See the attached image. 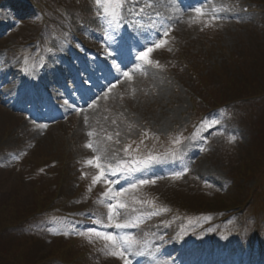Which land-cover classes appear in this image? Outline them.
Segmentation results:
<instances>
[{"label":"rangeland","instance_id":"obj_1","mask_svg":"<svg viewBox=\"0 0 264 264\" xmlns=\"http://www.w3.org/2000/svg\"><path fill=\"white\" fill-rule=\"evenodd\" d=\"M27 1L0 0V9L7 12V25L0 27V160H3L0 188L8 192V201L3 203L7 208L0 209V223L38 212V206L48 204L51 201L48 195L54 193L61 197L60 204L64 201L69 204L71 198L80 197L79 207L88 206L86 202L90 201V194H94L95 201L99 202H90L89 208L105 214L104 218L108 215V203H120L117 197L128 206L134 200L139 202L144 196L154 194L177 206L183 214L192 216L190 231H198L207 239L218 224L212 221L218 218L214 213L217 210L212 208L220 202L228 204L231 198L245 196L246 191L251 190L255 195L248 198L246 204L252 205L253 214L264 230L261 207L264 199L257 196L256 181H236L241 164L257 138V128L248 127L233 106L228 111L222 110L228 102L238 100L235 95L241 82L263 79L257 86L264 87V72L260 70L264 66L263 0H194L195 5H189L184 13L176 7V11H167L169 14L158 11L160 7L171 8L172 3L166 0H119V3L101 0L100 6L96 0H72L73 5L70 0H48V4L67 8L60 14L53 9L50 13L41 12L45 20L39 18L40 12L30 4L31 0ZM196 8H201L204 15H197ZM164 12L165 18L162 17ZM165 30L169 33L166 37L163 36ZM160 39L167 43L155 48L154 44ZM129 40L136 43L134 49ZM23 47L34 56L43 53L44 62L37 71L44 76L42 84L45 77L53 78L55 70L62 75L66 71L75 73L81 60L96 74L94 63L104 62L114 80L97 91L85 107H69L53 123L37 121L38 125L30 114L13 109L14 95L9 94L17 89V82L8 79L10 72L20 65L18 60L11 64L7 61ZM149 47L153 51L148 60L139 59L140 52ZM122 50L128 51L135 63L130 68L128 63L132 59L123 54L120 58L127 64V70L119 72L122 64L114 59ZM124 72H128L131 79L125 77ZM37 78L39 81V76ZM247 89L252 88L246 86L243 93L250 95L252 92ZM21 92L19 90L15 96H22ZM254 102L252 99L245 102L248 111L241 108L246 117L262 114L263 106ZM201 114L204 116L200 119ZM89 132L93 133L91 137ZM143 132L159 142L162 139L160 144L165 147L155 164L142 173L141 180L155 183L137 184L136 188L130 187V183L123 186L122 177L127 173H121L116 178L106 177L120 183L119 188H115L114 183L106 184L104 179L93 184V177L98 176L101 169L86 162L94 160L101 165L115 166L120 161L125 162L134 150L146 157L147 153L141 150L143 145L133 147L135 142L142 144V137L148 135ZM176 134L179 144L175 142L179 139ZM89 142L91 148L86 147ZM155 148L160 149V146ZM36 168L40 178L29 179ZM184 169L188 171L183 176L173 178L174 173ZM230 173L237 176L231 178ZM122 189L127 191L122 192ZM110 190V194L119 192L120 195L108 200L105 193ZM13 208L17 213L1 218L3 211ZM230 214L234 217L228 219V229L241 220L237 213ZM126 218L114 216V223ZM256 229L262 232L257 226ZM140 233L142 230L138 236L132 235L138 242L139 236L142 237ZM168 234H176V230ZM160 235L141 241L144 255H130L131 264H149L151 255L148 253L152 251L148 248L158 247L165 252L169 240L160 239ZM260 236L254 235L247 243L238 240L235 245L231 240L220 241L219 237L213 243H204V247L197 242L186 248L180 259L213 251L211 258L216 264H237V256L242 252L240 263L251 264L253 256L261 257L258 264H263L264 233ZM106 245L100 255L78 243L73 251L84 254L81 264H123L120 258L109 254L111 245ZM219 248L220 251H214ZM174 250L172 245L171 254ZM161 264L171 263L166 260Z\"/></svg>","mask_w":264,"mask_h":264},{"label":"snow or ice","instance_id":"obj_2","mask_svg":"<svg viewBox=\"0 0 264 264\" xmlns=\"http://www.w3.org/2000/svg\"><path fill=\"white\" fill-rule=\"evenodd\" d=\"M117 2L119 3V0H117ZM96 4L97 6H100L101 4V0H96ZM122 6V5H121ZM194 11L196 12L197 15H204V12L202 11L201 8H196L194 9ZM213 11H215V9H213ZM215 18V17H214ZM168 30H165L163 32V36H168ZM167 41L160 39L159 42L154 44L155 48H160L162 47L164 44H166ZM153 51L152 47L147 48L145 51L140 52L139 54V59L141 60H148V56L149 53H151ZM109 55H111V52H109ZM125 77H128L129 79H131V76L129 75L128 72H124L123 74ZM111 89H109L110 91ZM105 96H107V93H105ZM67 103V102H66ZM85 122H87V117H85ZM113 123H115V121H113ZM89 137H91L93 135L92 132L88 133ZM117 135H119V133H117ZM109 139H111V137H109ZM234 139V138H229ZM177 144L180 143L179 139H177L175 141ZM86 147L91 148L92 147V143L89 142ZM173 155H175L176 153L173 152ZM156 158L149 156L144 160H140V161H135L133 163H126L124 161H120L119 163H117L115 166H112L111 164H99V163H95L94 160H89L86 163L88 164H94L95 167L101 169L100 173L98 176L93 177V184H95L97 181L104 179V182L106 184H111L114 183L115 181H109L106 177L108 174H111L113 176H115L117 173H127V174H132L133 172L138 171L141 167L153 162ZM188 171V169H184L182 172H177L173 174V178L174 179H178L181 176H183L186 172ZM149 183H155V181H150V180H139L136 183H132L130 185V187L132 188H136L137 184L139 185H146ZM123 191H127V189H122ZM111 190L109 192H106L105 195L107 197L108 200H113L116 198V196L120 195L119 192L114 193V194H110ZM108 207V215H107V219H108V223L103 225V227H115L116 229H124V228H128L130 226L129 221L125 220L124 222H115L114 223V216H119L120 213L117 211L118 209H123L126 207L125 204L123 203H108L107 204ZM133 211H135V209H133ZM95 223L97 225H99L101 222L99 220H96ZM89 233H94L97 237H101L104 240H106L107 242H109V244L111 245V251L109 252L110 255L116 256L118 258H120L123 261V264H131V260L129 259L130 255H144V248L142 246H140L139 242L136 241L133 237L129 236V235H123V236H116L113 235L110 232H100L96 229H89ZM64 235H68L67 232L63 233ZM78 235L81 236H86L88 235V233L85 232H80L77 233ZM108 245H106L107 247ZM149 255H153L151 252L148 253Z\"/></svg>","mask_w":264,"mask_h":264},{"label":"trees","instance_id":"obj_3","mask_svg":"<svg viewBox=\"0 0 264 264\" xmlns=\"http://www.w3.org/2000/svg\"><path fill=\"white\" fill-rule=\"evenodd\" d=\"M260 70L263 73L264 66H262ZM260 80H263V79H258V81L257 80H250V81L247 80V83L241 82L240 86L237 89V94L235 96H237L238 99H241L242 97L240 96L244 92L243 89H246V86H250V88L255 89L256 86L259 84ZM236 102H238V100ZM262 102L264 103V100H262ZM245 108H246V105L244 104L243 109L245 110ZM247 116L248 117L243 115V117L250 120V125H252L253 127H256L259 130L258 132L259 134L257 135V138L255 139V143L249 148L246 159L241 164V169L239 170L240 172L239 177L240 179H244L245 182L254 179L256 181V187H255L256 193H258V195L261 198H264V115L254 117V115L250 114ZM239 172L237 174H239ZM237 174L235 175L231 174L230 176L236 177ZM254 195L252 194V191L250 190L246 192L245 196H241V197L244 200H248V198L254 197ZM239 201H240V198H238V200H234L233 202L230 201L231 204L226 205V207L233 208L236 205H240ZM242 203L243 201L241 202V204ZM220 205L222 206V204ZM262 205H263L262 210L264 211V202ZM47 206L48 204L43 205L41 207L38 206V207L42 209H46ZM5 208L7 207H3V209ZM17 211L18 210H15V208L8 209L7 212L3 211L1 214V218H6L10 214L17 213ZM12 219L13 220H10L8 223H5V224L0 223V260L5 261L6 262L5 264H10L13 262H15V264H20L21 262L20 259L22 256L20 255L19 248L21 247V245L19 242L15 240V238L11 236L9 232L10 226L13 225L16 220L19 221L20 219H14V218ZM246 225L247 227H250L249 223H246Z\"/></svg>","mask_w":264,"mask_h":264},{"label":"bare ground","instance_id":"obj_4","mask_svg":"<svg viewBox=\"0 0 264 264\" xmlns=\"http://www.w3.org/2000/svg\"><path fill=\"white\" fill-rule=\"evenodd\" d=\"M166 2H167V3H172V4H171V8L167 9V7H166V9H164L163 7H160V8L158 9V11H159L160 13H161L162 11H165L166 13H168L167 11H169V12L176 11V10H175L176 7H178V8L180 9V12H181V13H184V12L187 11V9L189 8V5L195 3L194 0L187 1L186 3H183V2H181L180 0H166ZM194 5H195V4H194ZM165 12H164V15L162 16V17H164V18H165ZM168 14H169V13H168ZM56 84H57V86H59V83H58L57 81H56ZM47 96H48V99L51 101L52 98H51L49 95H47Z\"/></svg>","mask_w":264,"mask_h":264}]
</instances>
